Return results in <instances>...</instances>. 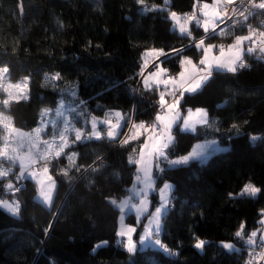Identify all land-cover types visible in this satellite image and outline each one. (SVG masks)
<instances>
[{
    "label": "trees",
    "instance_id": "trees-1",
    "mask_svg": "<svg viewBox=\"0 0 264 264\" xmlns=\"http://www.w3.org/2000/svg\"><path fill=\"white\" fill-rule=\"evenodd\" d=\"M194 3L170 0L168 9L190 13ZM142 7L136 0H0V66L9 67L12 83L29 78L28 99L13 102L7 111L14 126L31 131L39 124L41 109L55 107L62 96L72 106L84 101L86 111L99 117L110 109L128 111L133 105L153 103L156 90H138L142 55L148 50H163L166 56L160 63L168 76L178 75L183 56L199 63L202 50L191 46L192 38L172 30L168 11L144 13ZM254 22L264 30V15H256ZM189 27L195 40L205 36L194 23ZM247 34L235 28L205 43L228 45L236 35ZM176 49L183 51L178 54ZM258 55L245 52L248 67L215 72L198 92L181 99L182 114L205 109L211 124L193 133L174 128L168 159L210 139L228 149L205 162L176 167L162 159L163 171L154 169L156 189L165 183L173 186L160 240L178 255L150 247L129 253L117 243L120 212L108 198H125L136 175L128 156L137 147L120 143L126 126L115 141L84 140L66 148L65 153H77L79 172L73 167L68 177L61 173L69 167L66 155L51 161L56 187L50 208L36 201L37 186L29 179L15 197H3L19 199L21 209L19 216L0 209V264H246L247 246L235 232L243 224L246 237L264 219V60ZM57 72L61 80H45ZM68 85L75 88V97ZM77 121L83 127L84 118L78 116ZM252 136L261 139L252 142ZM8 179L14 181L13 176ZM6 182H0V191ZM248 183L261 189L255 198L238 195ZM151 202L152 208L157 205L156 194ZM127 222L134 223L131 217ZM196 237L209 242L202 252L194 247ZM105 240L108 244L93 252L94 245ZM221 241L236 244L240 251L224 250Z\"/></svg>",
    "mask_w": 264,
    "mask_h": 264
},
{
    "label": "snow or ice",
    "instance_id": "snow-or-ice-1",
    "mask_svg": "<svg viewBox=\"0 0 264 264\" xmlns=\"http://www.w3.org/2000/svg\"><path fill=\"white\" fill-rule=\"evenodd\" d=\"M137 4L142 5L141 11L144 13L155 11H168L169 19L173 21V29L178 30L182 37L192 38V47L202 50V56L199 64L193 62L190 57L183 56L180 59L181 71L177 76H168L164 78L167 69L160 68L159 65H154L156 71L148 74L144 78V86L147 89H152V83H155L157 88L163 84V91L159 94V111L155 116V120L151 124L132 123L129 129L130 134H126L125 138L120 141L121 145L130 143L132 140L139 139L140 136L148 133L147 139L140 145L139 152L133 149V153L129 154V164L137 166L135 183L133 188L129 190L130 195L123 199L108 198L109 203L117 207L121 212V228L117 232V236L126 239L117 240V243L122 245L129 253L138 251L137 241L133 240L132 233L135 232L133 227H125L123 224L125 209H134L137 218L145 212L148 190L154 187V177L152 175L153 166L159 169L161 158L167 162L169 167L188 164L192 160H203L206 157L205 148L207 145H197L192 152L186 156L179 157L175 160L168 159L167 149L174 143L172 135V127L178 120H182L183 131H195L197 124L208 125V113L205 109L187 110V115L181 116L180 101L184 98L185 93H196L211 79L213 72H230L236 73L239 69L248 67L249 65L244 60L245 51L252 55L259 52L257 59L264 60V30L253 28L251 24H247L250 17L257 14L256 10H264V0H212L211 3L203 2V0H195L193 10L190 13L178 14L175 11H169L168 5L170 0H163L162 5L155 3L150 6L146 0H136ZM225 20L231 21L224 28L219 25ZM195 24L197 28H203L205 36L199 40L192 37L190 29L191 24ZM239 26L248 28L247 35H236L234 41L227 46L219 45V55H212V50L217 45L205 41L214 39L216 36H226L233 32ZM248 41L249 45L244 48V42ZM91 43V42H89ZM99 47V45H97ZM178 54L182 49L174 50ZM160 55H165L162 49H151L146 51L143 56H153L158 58ZM148 60L144 59L141 66L140 75L143 76L144 68L147 67ZM9 67L7 65L0 66V182L7 181L2 184V187L7 190L13 197L21 189L19 182L21 180H34L37 185V198L46 205L52 202L53 192L56 187V181L49 172V166L52 160L58 159L61 155H66L69 161V167L61 169V173L69 176L71 168L75 167L76 171H80L82 166H76V152L65 153V149L72 144L84 140H102L107 139L110 142L115 141L121 135L123 127L127 126V121L131 117L119 111L108 110L104 112L102 117L91 115L86 111L84 101H78L76 106L68 104L63 96L57 101L55 107H45L41 109L40 121L37 127L29 132L14 126L12 117L7 114L13 102L28 99V77H24L22 81L12 83L8 77ZM59 72L52 75H46L45 80L55 82L61 80ZM169 85L171 87L169 88ZM53 86L55 84L53 83ZM72 97L76 96L75 88L72 85L67 86ZM177 92L179 95L177 96ZM166 95L170 96L171 102L166 99ZM98 107H100L98 105ZM82 116L84 123L90 124V128L76 127L75 116ZM123 122V123H122ZM247 123V122H245ZM103 126V127H102ZM232 128L239 133V125L232 124ZM48 129H51L49 132ZM47 137V138H45ZM261 139L257 136H252L251 140L256 141ZM216 144L215 141L212 142ZM222 150V149H221ZM5 164L8 166L5 167ZM19 166V172H14L16 166ZM91 167V166H89ZM98 168H92V171H98ZM163 171V169H159ZM13 176L16 183L12 179ZM142 185V187H137ZM172 185L165 183L159 189L161 202L159 207L154 212L149 213V223L144 226V232L140 236V248L158 246L161 250L169 255H178L160 238L161 219L168 211L170 204V193ZM261 189L252 183L245 184L240 196H249L255 198ZM232 197L233 194L229 193ZM134 197H140L136 202ZM0 209L6 211L13 216L20 215L21 203L19 199L13 198L6 200L0 196ZM264 216V210H262ZM264 226V219L260 221ZM47 232V230H45ZM235 237L239 238L248 249V261L246 264H259L260 260H264V227L252 231L245 237L244 225L235 232ZM209 243L199 237L195 238L194 247L198 250H203L205 245ZM108 241H100L93 247V252L97 249L105 247ZM221 247L229 252H239L240 249L232 242L221 241ZM259 249V251H257Z\"/></svg>",
    "mask_w": 264,
    "mask_h": 264
},
{
    "label": "crops",
    "instance_id": "crops-1",
    "mask_svg": "<svg viewBox=\"0 0 264 264\" xmlns=\"http://www.w3.org/2000/svg\"><path fill=\"white\" fill-rule=\"evenodd\" d=\"M202 30H203V28H201ZM249 44H248V41H245L244 42V48L246 49L247 48V46H248ZM246 52V51H245ZM145 53V52H144ZM212 55H219V50L217 49V48H214L213 50H212V53H211ZM164 56H166V54L165 55H160L158 58H156V57H153V56H148V57H144L143 55H142V65H143V63H144V59H147L148 60V65H147V67H145L144 68V72H143V76L142 75H140V80H139V91L140 92H143V93H145V92H148V91H151V90H156V92H157V95H158V98H157V100L156 101H154L153 103H151V104H138L137 105V107H136V116H137V119H136V123L138 124V123H140L141 121H143V122H145V124H151V121L154 119V114H155V112H157L158 110H159V104H158V100H159V94H160V91H163L164 90V88H165V86L163 85V84H161V85H159V88H157V86L155 85V83H152V89H147V88H145V86H144V78L145 77H147L148 76V74L149 73H151V72H154V71H156L157 69H156V67H154V65H159V67L160 68H163L162 67V65H161V63H160V60L164 57ZM197 65L199 64V63H196ZM164 69V68H163ZM216 71H214L213 73H215ZM168 77V73H166L165 74V76H164V78H167ZM171 87V85H169V88ZM199 91V90H198ZM197 91V92H198ZM178 93V92H177ZM192 94H194V93H191V94H189V93H185V95H192ZM166 99L169 101V102H171V97L170 96H167L166 95ZM181 102V101H180ZM180 110V109H179ZM195 110L196 109H194L193 110V112H195ZM119 112H122V113H124L125 115H126V117H127V115H128V111L127 110H119ZM180 113H181V111H180ZM185 115H187V111L184 113V114H182L181 113V116L183 117V116H185ZM155 120V119H154ZM208 120H209V118H208ZM211 123H210V120H209V124L208 125H201V124H197L196 125V127H195V131H183L182 130V120H178L177 122H176V124L175 125H173V127H172V130L174 129V128H176V127H178L181 131H183V132H190V133H193V132H196L197 130H199L200 128H204V127H208L209 125H210ZM130 134V133H129ZM147 135H148V133H145L144 135H142V136H140L139 137V139H136V140H132L130 143H128V144H130V145H132V146H134V147H137V149H136V152L138 153L139 152V148H140V145L147 139ZM121 136V135H120ZM120 136H118L117 137V139L120 137ZM212 140H214V141H217V140H215V139H210V140H206V141H204V142H206L205 144H212ZM218 142V141H217ZM218 144H220L219 142H218ZM213 145V144H212ZM221 145V144H220ZM214 147H216V149H219V147H217L218 145H213ZM208 153H213L211 150H208ZM160 161H162V158H161V160ZM133 165H135V164H133ZM135 168L137 169V166L135 165ZM156 167L155 166H153V168H152V175H153V172H154V169H155ZM136 176V175H135ZM153 177H154V175H153ZM154 180H155V178H154ZM135 183V178H134V180H133V183H132V185H131V187L129 188V190L130 189H132L133 188V184ZM155 183H156V180H155ZM155 183H154V187H153V189H150V190H148V195H147V203H146V211L145 212H143L140 216H139V220H138V218H137V214H136V212H135V210L134 209H132V210H129V209H125V213H124V219H123V223H128V224H130L129 222H127V219L129 218V217H131L132 218V220H133V224H131V225H133V226H137V223H139V221L142 219V217H144L145 215H146V213H147V211H148V209H149V206L151 205V196L153 195V194H155L156 193V196H157V198H158V195H159V189L160 188H162L163 187V185L159 188V189H156V187H155ZM171 185V184H170ZM137 187H142V185H138ZM129 190H128V194H127V196L128 195H130L131 193L129 192ZM155 190H156V192H155ZM123 199V198H122ZM139 199H140V197H134V200L136 201V202H138L139 201ZM115 207V206H114ZM116 209H118L117 207H115ZM119 210V209H118ZM119 212H120V210H119ZM120 215H119V218H118V226L120 225V223H121V221H120ZM262 227H264V226H262L260 223H259V227H258V229H260V228H262ZM135 233H136V231H135ZM134 236H135V234H134ZM134 236H133V240H135L134 239ZM118 237V236H117ZM120 239H122V238H119L118 237V240H120ZM137 248H139V245L137 244Z\"/></svg>",
    "mask_w": 264,
    "mask_h": 264
},
{
    "label": "rangeland",
    "instance_id": "rangeland-1",
    "mask_svg": "<svg viewBox=\"0 0 264 264\" xmlns=\"http://www.w3.org/2000/svg\"><path fill=\"white\" fill-rule=\"evenodd\" d=\"M171 20V19H170ZM172 21V20H171ZM172 24H173V21H172ZM257 28V27H256ZM257 29H259V28H257ZM172 30H174L173 29V25H172ZM260 30V29H259ZM177 32H179L178 30H176ZM27 95H28V90H27ZM0 98H3V95L2 94H0ZM23 100V99H22ZM133 105V104H132ZM0 110H2V109H0ZM73 116H75V118H76V120H77V117L78 116H76L75 115V113H73L72 114ZM131 117V119H129L127 122V127H126V130H125V132H124V135H123V138L122 139H124L125 138V135L126 134H129V129L131 128V126H132V123H136V119H137V116H136V107H134V105H133V107L131 108V110L129 109L128 110V115H127V117ZM154 117V116H153ZM40 121V120H39ZM154 120H152L151 121V123L153 122ZM123 123V122H122ZM85 123H84V125H83V127H85ZM76 127H82V124L80 123V122H78V123H76ZM89 127H90V124H89ZM48 131L50 132L51 131V129H48ZM45 138H47V137H45ZM212 141H214V140H212ZM252 141V140H251ZM216 142V145H218L217 147H219V149H216V147H214L212 144H205L206 142H204V141H202V142H196L194 145H193V147L191 148V150L187 153V154H185V155H183V156H186V155H188L190 152H192L193 151V149H195L196 148V146L197 145H207V147L205 148V152H206V157L203 159V160H197V161H200V162H205L208 158H209V156L211 155V154H213V153H218V152H222V151H225V150H227L228 149V147H225V146H222V145H220V144H218V142L217 141H215ZM252 142H254V141H252ZM222 149V150H221ZM208 150H211L213 153H208ZM180 157H182V156H180ZM179 157H177V158H174V159H171V160H175V159H178ZM53 161V160H52ZM192 161H195V160H192ZM191 162V161H190ZM185 165H187V164H185ZM8 165L7 164H5V167H7ZM179 166H181V165H179ZM17 167V171H16V173H18L19 172V166L17 165L16 166ZM29 180H31V179H29ZM24 180H21L20 181V184L23 182ZM32 181H34V180H32ZM35 182V181H34ZM36 183V182H35ZM167 184H169V183H167ZM164 185V184H163ZM37 186V185H36ZM2 190V189H1ZM172 190H173V187H172ZM55 191V190H54ZM155 192H156V190H155ZM241 192V191H240ZM3 193V190L2 191H0V194H2ZM171 193H172V191H171ZM171 193H170V200H171ZM4 195H2L3 197H5V196H7V194H9V193H3ZM156 194V193H155ZM15 195H17V194H15ZM1 196V195H0ZM53 197H54V192H53ZM53 197H52V200H53ZM13 198H10L9 200H12ZM35 199H36V201H38L39 203H41L42 205H44L45 207H47V208H50L51 207V205H52V202H51V204L50 205H46V204H43L38 198H37V195H36V197H35ZM157 201H158V203H157V205H155L153 208H152V206L150 205L149 206V209H148V211H147V213H146V215L144 216V217H142V219L139 221V223H137V226H133V225H131V224H128V223H123L124 224V226L127 228V227H133V228H135V231L137 230V228L139 227L140 228V231H139V233H138V236H137V239H136V241H137V244L139 245V239H140V236L143 234V232H144V226L145 225H147L148 223H149V213H152V212H154L155 211V209L157 208V207H159V205H160V202H161V198H160V194L158 195V198H157ZM170 205V204H169ZM168 209H169V207H168ZM120 216H121V212H120ZM162 226H163V223H162V219H161V230H160V233H159V238H160V235H161V232H162ZM120 228H121V223H120V225L117 227V232L120 230ZM134 234H135V232H133L132 233V238H133V236H134ZM119 238H121V237H119ZM122 239H126V237L125 238H122ZM221 244V243H220ZM147 248V247H146ZM150 248H154V249H159V250H161L158 246H154V247H150ZM125 249V248H124ZM139 249H141L140 248V245H139ZM143 249H145V248H143ZM126 250V249H125ZM198 250V249H197ZM224 250H226V251H228L227 249H224ZM198 251H200V252H202L201 250H198ZM229 252V251H228ZM262 263H264V261H262Z\"/></svg>",
    "mask_w": 264,
    "mask_h": 264
},
{
    "label": "built area",
    "instance_id": "built-area-1",
    "mask_svg": "<svg viewBox=\"0 0 264 264\" xmlns=\"http://www.w3.org/2000/svg\"><path fill=\"white\" fill-rule=\"evenodd\" d=\"M211 2H212V0H210L209 3H211ZM256 12H257L256 15H259V14L264 15V10H256ZM256 15L250 17L249 20L247 21V24H251L253 28H256V27H257V26L255 25V22H254V21H255V17H256ZM229 23H231V21L225 20L224 23H222V24L219 25V28H218L217 30H219L220 28L226 26V24H229ZM195 26H196V25H195ZM236 28H240V27L237 26ZM257 28H258V27H257ZM257 28H256V29H257ZM243 29L246 30V31L248 32V28H247L246 26L243 27ZM248 44H249V42H248ZM219 45H221V44H218L217 47H216L218 50H219ZM223 45H224V44H223ZM225 46H227V45H225ZM257 54H260V53L257 52ZM178 95H179V93H177V96H178ZM158 111H159V110H158ZM158 111H157V112H158ZM157 112H155V114H154V119H155V116H156ZM154 119H153V120H154ZM13 182L16 183L15 179H14ZM19 186H20V189L22 190V189H23V186H24L23 182H22L21 184H20V182H19ZM2 190H3V193H8L7 190L4 189L3 187H2ZM2 190H1V191H2ZM21 190H20V191H21ZM20 191H19V192H20ZM19 192H18V193H19ZM3 193L0 194V195H4ZM18 193H16V194H18ZM7 195L12 196L10 193L7 194ZM2 197H3V196H2ZM171 203H172V202H170V204H171ZM122 247H123V246H122ZM123 249H124V247H123ZM262 261H264V260H260V261H259V264H262Z\"/></svg>",
    "mask_w": 264,
    "mask_h": 264
}]
</instances>
